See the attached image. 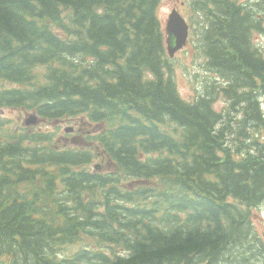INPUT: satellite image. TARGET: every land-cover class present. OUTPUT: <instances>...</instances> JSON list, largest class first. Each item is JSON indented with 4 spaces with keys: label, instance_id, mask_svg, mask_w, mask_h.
I'll return each instance as SVG.
<instances>
[{
    "label": "trees",
    "instance_id": "obj_1",
    "mask_svg": "<svg viewBox=\"0 0 264 264\" xmlns=\"http://www.w3.org/2000/svg\"><path fill=\"white\" fill-rule=\"evenodd\" d=\"M159 1L0 0V264H264V0H198L193 101Z\"/></svg>",
    "mask_w": 264,
    "mask_h": 264
},
{
    "label": "rangeland",
    "instance_id": "obj_2",
    "mask_svg": "<svg viewBox=\"0 0 264 264\" xmlns=\"http://www.w3.org/2000/svg\"><path fill=\"white\" fill-rule=\"evenodd\" d=\"M238 1L247 2L249 0ZM172 9L177 10L184 18H188L191 13V11L187 10V8L184 6L183 0H161L158 7V12L164 23L168 16V13ZM255 38H258V43L264 47V34H255ZM186 48L187 50L184 53H182L183 49L177 51L175 57L172 58L171 66L173 75L172 77L177 85L180 95L184 99L189 100L194 96L196 91L202 93L203 91H205L206 84L209 82L207 81V79L208 77H210L209 74H212V72L207 73L205 71L203 65L204 57H199V52L196 53V48L194 45H187ZM225 105L226 102L223 99H218L215 103V108L219 110ZM8 116L11 117V124H14L15 121H18L19 124L22 125L26 114H23L18 120L15 113L10 112L8 113ZM80 127L83 128V126ZM63 129L64 128H62L61 130L63 131ZM251 130L254 131L253 128ZM81 134H83V132L79 131L78 128H75L73 130V134H71L69 138L70 140H72V137H81ZM261 134L264 136V128L261 130ZM256 213V215H253V222H255L254 227L258 235L261 238H264V203L256 210Z\"/></svg>",
    "mask_w": 264,
    "mask_h": 264
},
{
    "label": "water",
    "instance_id": "obj_3",
    "mask_svg": "<svg viewBox=\"0 0 264 264\" xmlns=\"http://www.w3.org/2000/svg\"><path fill=\"white\" fill-rule=\"evenodd\" d=\"M166 29L168 33L167 49H169V53H172L175 49L181 47L186 37V25L175 10H172L169 15ZM35 121L36 118L34 116H29L25 120V124L34 123ZM66 130L69 131L71 128H67Z\"/></svg>",
    "mask_w": 264,
    "mask_h": 264
},
{
    "label": "bare ground",
    "instance_id": "obj_4",
    "mask_svg": "<svg viewBox=\"0 0 264 264\" xmlns=\"http://www.w3.org/2000/svg\"><path fill=\"white\" fill-rule=\"evenodd\" d=\"M174 2V1H173ZM70 4V3H69ZM260 7V6H259ZM260 30V29H259ZM24 35V34H23ZM5 39V38H4ZM206 41V40H205ZM99 58V57H98ZM130 61V60H129ZM92 68V67H91ZM144 72V71H143ZM18 109V108H17ZM254 109V108H253ZM146 147V146H145ZM93 150H95L94 148H93ZM167 168V167H166ZM11 234V233H10ZM14 238V237H13ZM10 239V238H9ZM255 260V259H254Z\"/></svg>",
    "mask_w": 264,
    "mask_h": 264
}]
</instances>
